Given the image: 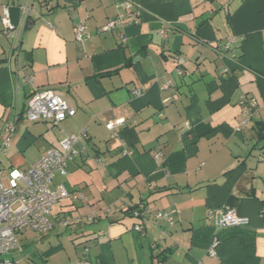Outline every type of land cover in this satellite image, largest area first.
Segmentation results:
<instances>
[{
	"label": "crops",
	"instance_id": "obj_1",
	"mask_svg": "<svg viewBox=\"0 0 264 264\" xmlns=\"http://www.w3.org/2000/svg\"><path fill=\"white\" fill-rule=\"evenodd\" d=\"M133 2L137 22L106 29L123 0H0V16L8 6L14 26L10 34L0 20V139L16 125L0 154V179L8 183L11 169L27 170L86 130V150L54 179L71 197L53 208L48 231L19 233L5 257L264 264V0ZM80 24L86 36L77 40ZM40 89L64 96L75 114L59 124L24 118ZM249 98L257 112L240 126ZM117 119L113 132L107 124ZM139 205L144 217L133 214ZM216 208L248 224L216 227L208 216ZM158 211H170L173 222L155 219ZM35 240L39 249L25 251Z\"/></svg>",
	"mask_w": 264,
	"mask_h": 264
},
{
	"label": "built area",
	"instance_id": "obj_2",
	"mask_svg": "<svg viewBox=\"0 0 264 264\" xmlns=\"http://www.w3.org/2000/svg\"><path fill=\"white\" fill-rule=\"evenodd\" d=\"M123 7L124 10L119 11L113 19L107 22L106 29L137 22L140 9L133 0H123ZM125 10H130V12L125 13ZM0 20L5 31L11 34L14 26L10 20L9 7L6 5L1 8ZM75 33L76 39L82 40L86 36L85 27L82 24L78 25ZM229 42L224 46L225 49L230 47ZM183 63L184 59L178 57L177 73L181 72L180 67ZM244 103L240 126L245 125L249 118L257 112V103L254 99H246ZM74 114L75 109L71 107L64 96L51 89H40L34 90L30 95L22 116L29 121L49 120L54 124H59ZM122 123L123 119H117L109 122L107 127L115 132ZM15 128V123H8L4 127L3 136L0 139V154L5 153ZM85 138V129L76 134H68L59 141L57 147L49 148L27 170L11 169L8 173V183H4L0 179V264H15L14 261L7 259L5 254L19 245V233L26 230L44 233L50 229L49 216L53 208L61 199L71 197L72 192L64 183L54 184L55 176L58 173L66 175L67 162L83 154L86 150ZM128 152L124 150L123 154ZM261 158L264 160V154ZM133 214L137 217H144L143 205H139ZM93 215L96 214L93 213ZM208 216L213 219V224L216 227L246 226L248 224V218L238 216L230 208L210 209ZM154 218L165 219L169 223L173 222L170 211L155 212ZM65 223L69 222L66 220ZM135 229L140 230V225H135ZM217 243L216 239L212 241L208 250L210 256L216 255ZM78 264L91 263L80 260Z\"/></svg>",
	"mask_w": 264,
	"mask_h": 264
},
{
	"label": "rangeland",
	"instance_id": "obj_3",
	"mask_svg": "<svg viewBox=\"0 0 264 264\" xmlns=\"http://www.w3.org/2000/svg\"><path fill=\"white\" fill-rule=\"evenodd\" d=\"M39 247H40V242H38L37 240H35L33 243L27 245L24 249H25V251L26 250H29V251L34 250V251H36L37 249H39ZM25 254L26 253H23V255H22V257L24 259H25ZM26 257H31V261L34 264H43V261L41 262V260L37 259V256L31 255V256H26ZM18 264H28V261L27 260H26V262L25 261H22V262H19Z\"/></svg>",
	"mask_w": 264,
	"mask_h": 264
},
{
	"label": "trees",
	"instance_id": "obj_4",
	"mask_svg": "<svg viewBox=\"0 0 264 264\" xmlns=\"http://www.w3.org/2000/svg\"><path fill=\"white\" fill-rule=\"evenodd\" d=\"M116 70H114V71H109V72H106L105 74H110V73H113V72H115ZM264 137V134L260 137V138H263Z\"/></svg>",
	"mask_w": 264,
	"mask_h": 264
}]
</instances>
